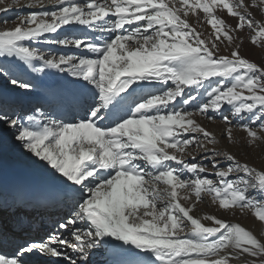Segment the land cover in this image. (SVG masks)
I'll return each mask as SVG.
<instances>
[{"label": "snow or ice", "instance_id": "1", "mask_svg": "<svg viewBox=\"0 0 264 264\" xmlns=\"http://www.w3.org/2000/svg\"><path fill=\"white\" fill-rule=\"evenodd\" d=\"M0 5L29 10L0 27V145L52 170L0 185V239L31 226L9 209H62L0 264H264V233L227 218L264 227L241 158L264 146V0Z\"/></svg>", "mask_w": 264, "mask_h": 264}, {"label": "rangeland", "instance_id": "2", "mask_svg": "<svg viewBox=\"0 0 264 264\" xmlns=\"http://www.w3.org/2000/svg\"><path fill=\"white\" fill-rule=\"evenodd\" d=\"M3 6L4 5H0V7H3ZM27 11H29V10L24 9V8H13L11 11L0 13V27L4 26L2 23L4 20L11 21L17 15L23 14ZM8 26L10 27L12 25L9 24ZM78 34H81V33H78ZM245 47H246V49H248V54L251 55L254 60H259L261 58V50L259 48L252 47L248 44H246ZM208 126L216 132L217 137L219 138L221 130L224 128V125L217 120L216 122H213V123L209 124ZM243 135L244 134L242 132H236L235 133L237 140H239ZM231 150L234 152L239 151V149L236 148L235 146H233ZM246 151L248 153L247 157L242 156L241 157L242 159L247 158L251 164H253L254 166H257V167L264 166V146H261L259 148H254V149H247ZM24 155H26V154H24V150L22 148H20L18 144L9 143L6 146L0 145V156H1L2 160H8L12 163L18 164L17 165L18 167H23V168H26L28 170L39 171V170L31 168V166H29L25 162ZM33 159H35V158L33 157ZM198 159H199V157H198ZM25 166H27V167H25ZM14 167H16V166H14ZM41 171L44 172L45 174H47L48 176H50L52 174V170L50 168H48L46 171L45 170H41ZM227 218L230 219L232 222H239L242 225L249 226L254 231H259L261 233H264V227H261L258 222L254 221V217L251 215V213H248V214L243 215V216H241L239 214H237L236 216L229 215ZM46 221H49V219L47 218Z\"/></svg>", "mask_w": 264, "mask_h": 264}, {"label": "bare ground", "instance_id": "3", "mask_svg": "<svg viewBox=\"0 0 264 264\" xmlns=\"http://www.w3.org/2000/svg\"><path fill=\"white\" fill-rule=\"evenodd\" d=\"M82 34V33H81ZM217 130V129H216ZM18 164H15V163H12V162H10V161H8V160H2L1 162H0V169L1 170H5V171H10V172H12V173H14V174H16V175H19V176H21V177H26V178H28V179H30L33 175H35V176H39V177H41V178H43V179H46V180H48V178L44 175V173L43 172H41V171H33V170H28V169H26V168H23V167H18L17 166ZM14 166H16V167H14ZM57 210V209H56ZM56 210H51V212L49 213V214H46L45 212H39L38 213V215H37V217H36V219L38 218V217H40V222L41 221H46V219L48 218V215H54L55 214V212H56ZM32 216H34V215H32ZM47 216V217H46ZM50 221V220H49ZM56 221V220H55ZM32 232H34V230H32ZM97 259V261L99 262L101 259H99V257H97L96 258Z\"/></svg>", "mask_w": 264, "mask_h": 264}]
</instances>
